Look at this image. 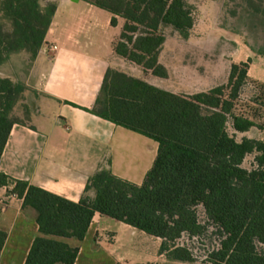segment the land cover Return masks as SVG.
Masks as SVG:
<instances>
[{"label":"trees","instance_id":"trees-1","mask_svg":"<svg viewBox=\"0 0 264 264\" xmlns=\"http://www.w3.org/2000/svg\"><path fill=\"white\" fill-rule=\"evenodd\" d=\"M87 1L110 13L112 26L116 17L124 21L115 56L167 79L159 62L164 29L189 38L194 18L186 0ZM56 8L49 0H0V67L21 53L35 60ZM250 48L264 55V46ZM249 64H230L226 84L193 94L108 69L88 112L156 142V158L140 185L99 168L77 203L0 173V187L12 186L37 225L24 264H74L95 214L159 239L162 264L196 263L193 246L209 230L214 245L203 264H264V139L245 136L253 129L264 133V84L247 78ZM248 84L256 88L254 108L239 109ZM25 91L0 77V158L13 125H27L33 113L24 122L12 116ZM249 156L247 170L242 165ZM6 237L0 230V253Z\"/></svg>","mask_w":264,"mask_h":264},{"label":"crops","instance_id":"crops-1","mask_svg":"<svg viewBox=\"0 0 264 264\" xmlns=\"http://www.w3.org/2000/svg\"><path fill=\"white\" fill-rule=\"evenodd\" d=\"M49 1L57 4L56 11L23 78L36 95L35 110L27 125H13L0 158V173L73 203L80 200L87 179L101 167L140 185L156 158L158 144L88 112L106 71L124 63L114 54L124 21L116 17L112 26V15L87 0ZM233 43L230 64L250 60L247 78L264 84V55L245 44ZM49 46L57 49L50 51ZM19 57L28 59L24 53L17 54ZM4 66L0 67V77L10 78L3 75ZM11 189L0 187V230L7 235L0 264H24L37 225ZM134 230L95 214L74 264H125L120 231L136 236ZM144 258L138 264L165 262L159 251Z\"/></svg>","mask_w":264,"mask_h":264},{"label":"rangeland","instance_id":"rangeland-1","mask_svg":"<svg viewBox=\"0 0 264 264\" xmlns=\"http://www.w3.org/2000/svg\"><path fill=\"white\" fill-rule=\"evenodd\" d=\"M186 1L192 6L194 18L189 38L183 40L171 28L164 29L166 40L159 62L168 72L167 79H155L149 73H144L140 67L125 61L118 65L117 71L143 79L163 90L193 94L226 84L230 53L236 44L233 41L248 47L264 46V0ZM11 60L4 66L2 73L26 88L12 112V116L24 122L27 113L33 112L36 106V96L23 79L31 63L22 57L17 59V55L12 56ZM255 95V86L248 84L239 96L238 108L253 107ZM240 136L238 135V139ZM247 136L264 139V133L257 129L250 131ZM252 160V156L247 157L242 167L250 170ZM199 216L203 221L201 210ZM133 232L136 236L120 231V245L122 252L126 254L125 264L140 263L147 253H157L161 245L148 235L135 230ZM211 232L209 230L203 241L193 246L197 258L194 264H203L201 260L204 259L206 251L214 245Z\"/></svg>","mask_w":264,"mask_h":264},{"label":"built area","instance_id":"built-area-1","mask_svg":"<svg viewBox=\"0 0 264 264\" xmlns=\"http://www.w3.org/2000/svg\"><path fill=\"white\" fill-rule=\"evenodd\" d=\"M48 49H49L50 51H55V50L57 49V47H56V46H49Z\"/></svg>","mask_w":264,"mask_h":264},{"label":"water","instance_id":"water-1","mask_svg":"<svg viewBox=\"0 0 264 264\" xmlns=\"http://www.w3.org/2000/svg\"><path fill=\"white\" fill-rule=\"evenodd\" d=\"M71 1H73V2H77L78 0H71Z\"/></svg>","mask_w":264,"mask_h":264}]
</instances>
